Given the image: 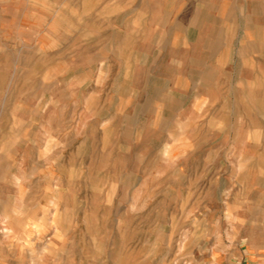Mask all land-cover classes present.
<instances>
[{
	"label": "rangeland",
	"instance_id": "obj_1",
	"mask_svg": "<svg viewBox=\"0 0 264 264\" xmlns=\"http://www.w3.org/2000/svg\"><path fill=\"white\" fill-rule=\"evenodd\" d=\"M0 264H264V0H0Z\"/></svg>",
	"mask_w": 264,
	"mask_h": 264
}]
</instances>
